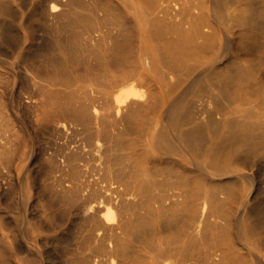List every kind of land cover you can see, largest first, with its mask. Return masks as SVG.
<instances>
[{"label": "bare ground", "instance_id": "obj_1", "mask_svg": "<svg viewBox=\"0 0 264 264\" xmlns=\"http://www.w3.org/2000/svg\"><path fill=\"white\" fill-rule=\"evenodd\" d=\"M0 264H264V0H0Z\"/></svg>", "mask_w": 264, "mask_h": 264}, {"label": "rangeland", "instance_id": "obj_2", "mask_svg": "<svg viewBox=\"0 0 264 264\" xmlns=\"http://www.w3.org/2000/svg\"><path fill=\"white\" fill-rule=\"evenodd\" d=\"M29 131L33 134L34 133V129L33 127L29 126ZM33 141H34V144H35V148L38 149L39 147H41L45 141L44 137L42 135H34L33 137ZM37 168V170H36ZM40 170V166L38 164H35L32 166L31 168V172L33 174H35L37 171ZM33 214H37V211H34ZM78 218L76 215H72L70 217V221L64 223V225L62 226V236L64 237H70V236H75L76 238V234H77V231L79 229V226L77 227V219ZM77 224V225H76ZM77 227V228H76ZM72 228V229H71ZM71 230V231H70ZM75 230V232H74ZM76 239H74V237L72 238V240L69 239V243L72 244L74 243ZM61 244H59V247L62 248L63 246H65L66 244H68V241L67 242H64V239L62 238L61 239ZM60 260H56V262L58 263Z\"/></svg>", "mask_w": 264, "mask_h": 264}]
</instances>
